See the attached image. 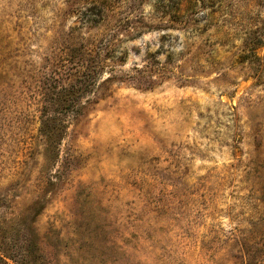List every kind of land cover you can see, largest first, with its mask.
I'll use <instances>...</instances> for the list:
<instances>
[{"label":"rangeland","instance_id":"1","mask_svg":"<svg viewBox=\"0 0 264 264\" xmlns=\"http://www.w3.org/2000/svg\"><path fill=\"white\" fill-rule=\"evenodd\" d=\"M108 29L147 82L84 96L49 152L51 80ZM0 195L45 203L43 264H236L264 243V0H0Z\"/></svg>","mask_w":264,"mask_h":264},{"label":"trees","instance_id":"2","mask_svg":"<svg viewBox=\"0 0 264 264\" xmlns=\"http://www.w3.org/2000/svg\"><path fill=\"white\" fill-rule=\"evenodd\" d=\"M99 10L101 15L91 19L93 28L105 23L108 17L109 9L106 5H100ZM110 32L108 29L89 38H79L76 45L67 48L62 77L59 82L55 78L51 80L53 83L63 84L61 91L56 93L54 90L53 93V89L48 90L41 110L40 132L45 137L48 148H51H47V151L57 149V145L62 141L68 128V112L74 108L77 116H81L85 111V103H91L89 97L84 99V96L95 95L101 87L114 81L127 80L140 86L146 84L144 76L124 77L116 73L115 65H106L107 61L112 60L113 57L110 56L114 51L112 39L114 35ZM136 72L139 74V71ZM81 100H85L84 103ZM49 105L60 110L57 115H44ZM55 123H60L61 128L50 127ZM40 199L35 200L26 209L13 211L10 213L11 217L0 213V264H43L39 245L40 235L35 225L37 218L45 209V203ZM6 203L7 199L0 195V209ZM237 260L236 264H264V243L254 242L248 248V252L243 251Z\"/></svg>","mask_w":264,"mask_h":264}]
</instances>
